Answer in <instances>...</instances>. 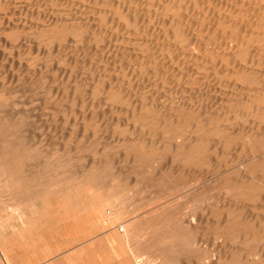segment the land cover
<instances>
[{"label": "bare ground", "instance_id": "1", "mask_svg": "<svg viewBox=\"0 0 264 264\" xmlns=\"http://www.w3.org/2000/svg\"><path fill=\"white\" fill-rule=\"evenodd\" d=\"M21 1H26V0H21ZM71 1H73V0H71ZM142 1L145 2L146 0H142ZM157 1H159V0H157ZM214 1H217V0H214ZM4 2H5V0H4ZM38 2H39V0H38ZM133 2H134V0H118L116 2V5L118 7H121V8H124L125 10H127V16L124 17L123 23L125 25L130 24V26L133 24L131 27L133 28L135 26L134 28L138 29L140 26L139 23L143 24L146 21V19H145V16H146L145 12L146 11H144V13H142V12L139 13L137 6H133ZM148 2L150 3L151 0H147L146 3H148ZM160 2L161 1H159V3ZM164 2H162L163 4L161 3L162 8L165 10H169V12L167 14H165L166 18L163 16L165 18V20L163 22H167L166 24L168 25V29L167 30L164 29L166 32H168L167 35H164V37L166 36L165 39H168V43L166 45H167V48L169 49V51H170V49H172L171 47L174 46L176 51L178 52V55L176 56L177 59H179V57H180L179 54H181V55L184 54L185 58H186V54H187L190 56V59L192 60L193 65H196V66L199 65L198 64L199 59H202V62H203V60L206 59L209 63H210V61H212V63L214 61V63L215 62L219 63V65H223V67L225 66V68L228 67V65L231 66L232 63L234 64V66L237 65L236 63H238V66L243 65L242 66L243 68H237V69H240V70H238V72L241 71L242 76H240L241 74H238L239 79H237L235 77L240 82H238V81H235V82H237V84L240 85V87H242L246 90H248V89L251 90V87H252L251 84L254 83L252 81L253 79L249 78V76L250 75L252 76L254 73L251 71V69H253L252 66L255 63V61H257V63H259V61L263 63V61H264L263 57H262L263 61L260 58H256V55H258V54L260 55L262 53V51L264 50V0H219V2H214L215 5L213 7H211L213 4L210 5L211 0H164ZM30 3H32V2L30 1ZM106 3H111V0H110V2L108 0ZM207 3H210V4L207 5ZM8 4H10L9 0H8ZM23 4H26V3H23ZM92 4H93V2H92ZM83 5H85V4H83ZM113 5H115V4H113ZM156 5H158V4H156ZM200 5H201V7H199ZM29 6H32V5H29ZM88 6H89V3H88ZM101 6L104 8L106 5L104 6L101 4L100 7ZM11 7H13V6H11ZM52 8L53 7H51V9ZM4 10H6V9H4ZM93 10H96V9H93ZM33 11H34V9H33ZM64 12L65 11H63V13ZM157 13H159V11H157ZM106 14L107 13L100 16L101 21H102V17L107 16V15L110 16V12H109V14H107V15ZM161 14L164 15V13H161ZM161 14H159V15H161ZM4 15H5V13H4ZM93 16H95V14ZM2 17L3 16H1V18ZM53 17H55V19H57V20L59 18L56 16H53ZM71 17H69V18H71ZM74 17L75 16H73V18ZM163 17H160V18H163ZM69 18H67V19H69ZM75 18H78V17H75ZM100 18H99V20H100ZM104 18L106 20V18H108V17H104ZM63 19L61 21L62 23L64 22ZM155 19H156V17H155ZM155 19L153 21V26H154V22H156ZM159 19L157 20L158 22H159ZM51 20H53V22H55L54 18H52ZM73 20L71 18V21H73ZM75 20L72 23V25L74 24L76 26L75 23H77V22H75ZM87 20H89V18ZM105 20L103 21L104 23H105ZM161 20H163V19H161ZM116 21H118V20H116ZM119 21H118V23H119ZM46 22H48V21H46ZM106 22H107V20H106ZM78 23L81 24L80 22H78ZM78 23H77V25H78ZM121 23L117 24L118 27H119V25H121ZM42 24H44V22ZM60 24L58 26H60ZM137 24H139L138 27H136ZM44 25L46 26V24H44ZM164 25H165V23H164ZM27 26L30 27V23ZM27 26H26V28H27ZM61 26L64 27L65 25L64 26L61 25ZM80 26L82 29L83 25H80ZM114 26L112 27V29L114 28ZM121 26H123V25H121ZM121 26L119 27V30H117V31H120ZM157 26H159V25L156 24L155 28H157ZM162 26H163V23H162ZM32 27L34 28V26H32ZM37 27H38V25H37ZM100 27H101V25H100ZM42 28H43V26H42ZM42 28L40 27L41 34H39L42 41L45 39V36H46V39H50V40L52 39L53 43H55L57 38L61 39V37L64 38L63 36L66 35L65 33L69 34L68 30L64 31V28L61 30H58L56 25H54V24H52V26L50 25V27H45L43 29ZM75 28L74 27L72 29L70 28L72 30L71 35L74 31L75 32L78 31V30H76L77 28L76 29ZM159 28H157V29L159 30ZM73 29H75V30L73 31ZM84 29H86V28H84ZM112 29H110L109 31L111 32ZM115 29H117V28H115ZM140 29H141V27H140ZM31 30H33V29L30 28V31ZM71 30H69V31H71ZM151 30L152 29H150L149 32ZM37 31H35V32H37ZM80 31L81 30L79 29L78 32H80ZM85 31L83 32V34H81L82 32H80L81 35H79L78 32H77L78 35L74 33L73 36H77V37L79 36L80 42H81V38H82L81 36L83 35V37H85L84 36ZM117 31L115 30L116 34L118 35ZM129 31H131V30H128L127 32H129ZM135 31H137V30L135 29ZM87 32H88V30H87ZM107 32L105 31V34ZM110 32H108V33H110ZM120 32H122V31H120ZM125 32H126V30H125ZM30 33H32V31ZM130 33L131 32L127 33V35L130 36ZM139 33H142V32H140V30H139ZM139 33L137 31V34H139ZM89 34H90V30H89ZM100 34H102V33H100ZM121 34H126V33H124V31H123ZM164 34H165V32H164ZM35 35H36V33H35ZM132 35H136V33H134V31H133ZM111 36H113V35H111ZM118 36L121 37L122 35H118ZM77 37H75L73 39L75 40ZM79 37H78V39H79ZM89 37H91V36H89ZM92 37H96V36H92ZM103 37H102V40L103 39L107 40V38L105 36H103ZM116 38L118 39L119 37H116ZM130 38H131V36H130ZM87 39L88 38H86V40ZM100 39L98 40V42L100 41ZM112 39H114V38H112ZM117 39H115V41ZM119 39L121 40V38H119ZM122 39H124L123 36H122ZM136 39H138V38H136ZM156 39H153V40H156ZM35 40H37V39H35ZM126 40L127 39H125V41ZM129 40H131V39H129ZM39 41H41V40H39ZM68 41L70 42V39H68ZM94 41H96V40H94ZM109 41H110V39H109ZM143 41H146V40H143ZM201 41H204V43H203L204 46L203 45L201 46V44H202ZM77 42H78L77 45L80 44V42L78 40H77ZM86 42H88V41H86ZM111 42H108V43L112 46L113 44H111ZM121 42L123 43L124 41H121ZM148 42H149V40H148ZM148 42H146V43H148ZM53 43H51V44L53 45ZM66 43L68 44V42H66ZM83 43H85V41ZM83 43L81 42L82 45H83ZM106 43H104V44H106ZM146 43L144 44L145 47H146ZM55 44H54V46H55ZM81 44H80V46H81ZM136 44L139 45L137 47H140V44H138V42ZM148 44H153V43L151 42ZM60 45H61V42H60ZM63 45L64 44L62 43L61 46L65 48L66 44H65V46H63ZM69 45H71V44H69ZM99 45H100V43H99ZM99 45H97V48ZM133 45L134 44L132 43V46ZM141 45H142V43H141ZM106 46L109 47V45H106ZM126 46H128V42H127ZM158 46H162V45L159 44ZM145 47H143V45L141 46V48H145ZM147 47L150 48V45H148ZM147 47H146V49L149 50V48H147ZM200 47H202L204 51L202 49H201L202 52L200 51V49L196 50L197 48H200ZM47 48L48 47H46V49ZM81 48H82V46H81ZM130 48L131 47L129 45V49ZM134 48H135V45H134ZM141 48H140V50L142 52ZM49 49H50V52L47 51L48 55H52L51 46L49 47ZM56 49L57 48H55V50ZM177 49H179L180 52ZM63 50L65 51V49H63ZM102 50H103V48H102ZM125 50H126V48H125ZM148 50L143 49L144 52H146ZM209 50H213L216 53L214 55L212 54L209 56L207 54V52ZM64 51H62V52H64ZM97 51H99V50H97ZM134 51H138V50H134ZM165 51H167V50H165ZM173 51H174V49H173ZM79 52H80V50H79ZM93 52H95V51H93ZM144 52L141 53L142 56L138 53L137 54L140 55L142 58H145L144 62H146L147 64H149L151 66V62L154 63L155 58L158 55L154 51L153 52L155 54L152 52L153 54H151V55L144 53ZM49 53H51V54H49ZM126 53H128V52H126ZM160 53L162 54L163 52H160ZM171 54H173V52H171ZM87 55H89V54H87ZM134 55H136V54H134ZM173 55H174V57H171V55H170L171 60L170 59L168 60V58H167V60L168 61H173L174 59L177 60L175 58V54H173ZM126 56H128V55H126ZM78 57H80V56H78ZM37 58H39V57H37ZM128 58H130V57H128ZM140 58H138V60ZM185 58H184V60H185ZM229 58H231L232 61L230 60V62H229V60H228ZM45 59H46V57H45ZM157 59H159V58L157 57ZM188 59L186 61H190ZM256 59H259V61ZM60 60H62V59H59V62H60ZM64 60L67 61L66 59H64ZM131 61H133V59ZM157 61L158 60H156V62ZM71 62H73V61H71ZM142 62H141V64L143 65L144 62L143 63ZM156 62L154 64H156ZM178 62H180V61H178ZM182 62H183V60L178 65H180V64L182 65L184 63V62L183 63ZM35 63H37V62H35ZM212 63L210 65H212ZM216 63H215V65H216ZM159 64H161V63H159ZM170 64H171V62H170ZM204 64H206L205 66H207L206 62ZM53 65H55V64H53ZM106 65L108 66V64H106ZM121 65H123V64H121ZM174 65H175V63H174ZM178 65H177V67H180ZM28 66H30V64H28ZM38 66L40 67L39 64H38ZM165 66H164V68H165ZM184 66L185 65H183V67ZM205 66H204V68H206ZM234 66H233V68H234ZM76 67H78V66H76ZM135 67L136 66H134V68ZM151 67L148 71L151 70ZM169 67H171V66L169 65ZM187 67L190 68L191 64H190V66L187 65ZM215 67H217V66H215ZM46 68L47 67H45L44 69H46ZM147 68L148 67L146 66V69H145L146 71H147ZM156 68H157L156 66L153 68V69H155L154 70L155 72H157V71L161 72L158 69L160 67L157 68L158 70H156ZM164 68L163 69L161 68V69L164 70ZM166 68H168V66ZM204 68L202 66V71H204L203 70ZM24 69H25V67H24ZM173 69H174V67H173ZM176 69L177 68H175L174 70H176ZM194 69H195V67H194ZM226 69H228V68H226ZM235 69H236V67H235ZM259 69H262V67L261 68L259 67ZM69 70H71V69H69ZM140 70H142V69H140ZM183 70H184V68H183ZM187 70H188V68H187ZM146 71H144L143 75L145 73L147 74L148 71L147 72ZM166 71L168 72L169 69L165 70V72ZM176 71H178V70H176ZM179 71L183 72L181 68L179 69ZM193 71L195 72V70H193V68H192V73H193ZM211 71H213V70H211ZM211 71H210V73H211ZM227 71L229 72V70H227ZM253 71H255V70H253ZM108 72L109 71H107V74H108ZM230 72H231V69H230ZM249 72H252V74H250L248 76L249 79H247V77H245V75H246V73H249ZM96 73H97V71H96ZM141 73L142 72L140 71V74ZM178 73L179 72H177V74ZM140 74H139V76H140ZM159 74L160 73H158V75ZM166 74H168V73H166ZM102 75H103V72H102ZM174 75L177 76L176 73L173 74V76ZM185 75H186V73H185ZM256 75H258L257 72H256ZM98 76H100V75H98ZM149 76H151V74ZM155 76H154V78H155ZM160 76H162V75H160ZM181 76H182V73H181ZM141 77H142V75H141ZM168 77H169V75H168ZM190 77H192V76H190ZM263 77H261V78H263ZM2 78L5 79V76L0 77V80ZM103 78H105V77L103 76ZM130 78H131V76H130ZM145 78H144V81H145ZM178 78H177V80H179ZM24 79L25 78H23V80ZM99 79H101V78H99ZM115 79L116 78H114V80ZM236 79H234V80H236ZM101 80H99V82ZM121 80L123 81L125 79H121ZM146 80H148V79H146ZM152 80L156 81L157 79H152ZM230 80H231V78H230ZM4 81H7V79L3 80V82ZM24 81H25L24 84H26V80H24ZM126 81H127V79H126ZM157 81H156V84H157ZM161 81H162V77H161ZM261 81L258 85L263 84V82H261ZM0 82L3 84L2 81H0ZM124 82H122V83H124ZM6 83L4 86H6ZM12 83H13V81H12ZM112 83L113 82L109 81L108 85L107 84L103 85L104 88L101 85V87L105 91L104 94H106V98L110 102H112L113 99L115 100V98H116V94H115L116 91L114 92L113 88L115 89V87H117V86L113 85ZM125 83H128L129 85H131V82L130 83L125 82ZM245 83H246V85H245ZM257 83H258V81H257ZM221 84H222V82H221ZM230 84H231V82H230ZM237 84H235V85L237 86ZM160 85H161V82H160ZM160 85H158V86H160ZM163 85H162V87H163ZM204 85H206V84H204ZM250 85H251V87H250ZM255 85L258 87L257 84H255ZM7 86H9V85H7ZM121 86H122V84H121ZM131 86L133 87V84ZM118 87H120V86H118ZM139 87H140V85H139ZM253 87H255V86H253ZM124 88H126V87H124ZM232 88H234V87H232ZM259 88H260V86H259ZM137 89L140 90V88H137ZM159 90L160 89H158V91ZM232 90L235 91V88ZM246 90H243V91L245 92ZM75 91H77V90H75ZM104 91H102V93ZM130 91H131V88H130ZM144 91H147V90H144ZM144 91H143V93H144ZM8 92H11V91H8ZM8 92L3 88V86H0V204H3L6 211H8V214L6 213L7 215L4 213L6 216L0 215V255L3 257V259H4L3 262H5V264H20L19 261L16 259V257H18V255H20L21 253H24V251H27L28 253H27L26 259L22 260L21 264H264V123H263V121H264V92L259 91V90H258V92L250 91L249 93L247 92V94L244 93L245 96H243L241 93V96L240 97L238 96L239 97L238 99H240V101L243 102L244 106H242L241 109L239 108L238 110L235 108L236 111L232 112L234 115L233 116L230 115L232 118L229 117V118L225 119L226 121H229V122L233 120L231 122V123H234L233 127L235 126V124H238V125H236V126H238V128H239V126L241 127V125L245 126V128L247 129L246 135L248 137V139H246V140H249V141H247L249 143H247L248 145L244 146L246 148L243 147L245 149V152H244L245 155L243 157L239 158L237 163L234 161L235 162L234 166L232 165V167H226L224 169H221L222 171H221L220 177L215 178L216 180L213 179V180H215L213 182V184H214L213 188L215 189V191H217V189H219V192H220L219 195H217L214 192V189H212V188H210L209 190L208 189L202 190V188H204V186H202V188H201L202 191L199 190V192H198L196 190L197 194H195V193L192 194V192L190 191L191 192L190 196L192 195L191 201L193 202V204L192 205L189 204L190 206H188L187 205L188 202L186 203V201H185L186 205H184L185 206L184 207L183 204L177 203L176 199L172 198V196H170V194H173L172 193L173 189L171 190V193L169 192V194H168L169 197L168 196H167V198L163 197V198H165L164 200L159 199V198H162V197H160L161 196L160 193H158L159 194V196H157L158 199L155 198L154 196H152L153 194H151V195L149 194L151 196V197L149 196V198H152V200H153V197H154V199L155 200L157 199V200H156V202L151 200L150 202L147 201V203H146V201H145L146 198L144 197L145 199H142V200L145 201L144 204L146 205V207H148V205H150V204H151V206L146 208L145 205H143V208H146V209L141 211V212L139 211V209H142L143 203L141 202L140 199H141V197L143 198V196H142V195H144L143 192L146 190L144 188L145 186L143 187V184L141 183L142 188H144V190H142L143 192L141 191L143 193V194L141 193L142 195L139 193L140 191L137 192L140 189L139 185H137V184H136L138 186L137 189L134 186V189L132 188V190L126 189L123 187H122L123 189L121 188L122 190H119V188L122 185L121 183H123V181L120 182V180L118 179L119 177L113 176L114 175L113 173L110 174V176H111L110 180L111 181L110 182L108 181V179H107V176L109 175V174H107L108 164L104 163V165H102V166L100 165L101 166V168L99 167L100 169H98V168L96 169L95 163L93 162L94 168L91 164V166H89V168H87V169L85 168L82 170H77L75 168V170L70 171L68 168V166H69V163H67L68 161L67 162L61 161L63 157L62 158H56L55 157V156L59 155V153L57 154V152H56L55 156L53 155L54 153H52V155H50V157H51L50 160L45 159L44 155L42 153V150L40 149V144L39 143L33 144L29 140V138L27 137L26 126H25L26 125L25 121L27 120L25 118L26 112H24L23 110H20V111L17 110L19 105H21L20 101H15V100L11 99V96L8 94ZM25 92H28V91H25ZM52 92L53 91H51V93ZM126 92H128V91H126ZM237 92L239 93V91H237ZM259 92H261L262 94H259ZM133 93H134V91H133ZM117 94H120V93H117ZM135 94H137V93L135 92ZM232 94H234V93H231V95ZM236 94L237 93H235V95ZM137 95H135V97ZM94 96H96V95H94ZM131 96H133V95L129 92V95L126 98L128 99V97H129L131 99ZM138 97H140V96H138ZM143 97H145V96H142V98ZM120 98L121 99L125 98V94H123V93L120 94ZM157 98H159V97H157ZM185 98H187V97H185ZM244 98H245V100H243ZM134 99H132V101ZM136 99H138V98H136ZM50 101H51V99H50ZM135 101L136 100H134V102ZM77 102L79 103V101H77ZM115 102H116V100L113 101V103H115ZM122 102H124V101H122ZM125 102H126V100H125ZM137 102L139 103V101H137ZM142 102H143V99H142ZM86 103H88V102H86ZM90 103H92V102L90 101ZM144 103H146V102H143V105L139 106L140 107V109L138 108L139 110L136 109V106L132 107L131 108V109H133V110H131L132 114L130 113L131 117H132L131 120H134L133 121L134 126L137 128L139 125L140 128H144L142 130H146V131H142V133H140V134L137 133L138 135H140L138 137V139H141L142 143L140 142L141 144H139L138 147H134V149L131 150L130 152L128 151V148L126 146H124V147H126L127 149L123 150L124 153L129 152L132 154L133 163L137 162L139 160L147 162L146 160L142 159L143 155H145V152L148 155V153H147L148 150L147 149L143 150V147L144 146H151L155 142L154 135L156 137V134L154 132H156V131L154 129H152L153 124H158V126H157L158 129H161V131L159 133H157L158 135L161 136V137L158 136L161 141L164 140L165 138H166V140H167V138L171 139V142H169L170 140L168 142L170 143L169 146L171 147V150H172V153H171L172 157H170L171 155L169 157L171 158L172 163L173 162L178 163V167L182 166L183 168L188 167L190 169L191 167H194L196 164H199V162L203 161L204 159H206V162H207L208 161L207 158L212 157L210 155L211 148H213L214 151L215 150L216 151L217 150L225 151V149H227V147L229 146V142L227 139H229V140L232 139V138H229V135H230V132L232 129L230 128L231 125L228 126L227 125L228 123H226V121H225V123H223L224 119L223 120H219V119L214 120L215 118H213V116L212 117L208 116V118H196L198 116L194 117L191 114L185 115L184 111L182 114V111H178V110L173 111L171 109H170V112L168 111L169 113L168 114L166 113V115L163 117L159 116L157 114H156L157 115L156 116L155 112L152 111L151 109H149L151 107L149 106V108H146L147 105L144 106L145 105ZM148 104H149V102H148ZM84 105H86V104H84ZM117 105H119V104H117ZM133 105H134V103H133ZM194 105H195V103H194ZM152 106H153V104H152ZM234 107H236V106H234ZM206 109H207V107H206ZM218 109H220V108H218ZM124 110H126V109H124ZM89 111L92 112L91 110H89ZM95 111L97 112V110H95ZM101 111H102V109H101ZM164 111L167 112V110H164ZM90 112H88V113L90 114ZM219 112H221V109ZM107 113H109V112H107ZM127 113H129V112H127ZM216 114H218V113H216ZM216 114L214 116H216ZM118 115H119V113H118ZM77 116H79V115H77ZM94 116H96V115H94ZM127 116H129V114ZM219 116H221V115H219ZM240 116H241L240 120H242V117H244L243 120H245V121H243V120L238 121V118ZM83 118L86 119L85 117H83ZM92 118H93V116H92ZM103 120H105V118ZM83 122H85V120H83ZM116 122H118V121H116ZM178 122H183L186 125L187 128L185 129V131L173 129L174 128L173 125L176 123L179 124ZM90 123L93 124L94 122L92 123L90 121ZM239 124H241V125H239ZM106 126H109V125H106ZM178 126H175V127L178 128ZM79 128H80V126H79ZM94 128L96 129L98 127L94 126ZM153 128H156V127H153ZM112 130H113V128H112ZM139 131L141 132V130H139ZM235 131L236 130L234 129L233 133ZM244 131H246V130H244ZM123 133L125 134V132H123ZM130 137H131V135H130ZM126 138L129 139V136ZM159 138H158L157 142L159 141ZM118 139H119V137H118ZM253 139H254V141H252ZM120 140H121V138H120ZM102 141H103V139H102ZM258 141L260 142V145H259ZM157 142H155V143H157ZM244 143H243V145H244ZM134 144H132L130 146L133 147ZM157 144H155V145H157ZM160 145L162 146V144H160ZM160 145L157 146L156 148H154L153 150L150 149L151 152L152 151L155 152L156 150L158 151L160 149ZM230 145L232 146V144H230ZM241 146H242V143H241ZM56 148H58V146ZM118 148L120 149L121 147H118ZM85 149H84V151H85ZM60 150H62V149H60ZM164 150H165V148H164ZM85 153H87V152H85ZM142 153H144V154H142ZM157 154L159 155L158 152H157ZM101 156H102V154H101ZM57 157H60V156H57ZM149 157H150V155H149ZM233 157H234V155H233ZM92 158H94V156H92ZM151 158H154V157H151ZM157 158L153 159V161H155V163L153 162L154 166H152L153 168L155 167L154 170L158 169L159 164L157 165V162H156V161H158ZM70 159H71V156H70ZM76 159L77 158H73V160L75 162H76ZM221 159L222 158H220V160ZM63 160H65V159L63 158ZM111 160H113V159H110L109 162ZM233 160H235V159H233ZM100 161H102V160H99V162ZM70 163H71V161H70ZM89 164L90 163H88V165ZM110 165L111 164H109V166ZM144 165H146V164H144ZM147 167L148 166H146V168ZM152 167H150V169ZM146 168L144 167V170ZM115 169L113 167V170H115ZM159 170H160V167H159ZM147 172H149V171H147ZM136 176L138 177V172H137ZM150 176H152V174ZM142 177H144V176H142ZM173 177H174V175H173ZM140 179L141 178L139 175L138 180H140ZM143 179H145V178H143ZM160 180H161V178H160ZM170 181H172V180H170ZM149 182H152V181H149ZM157 182H154V183L157 184ZM161 182H162V180H161ZM156 184H154V185H156ZM183 184H185V182L182 183V186H183ZM133 185L132 186L129 185V186L133 187ZM152 185H153V183H152ZM160 185H162V184L160 183ZM175 185H174V187H176ZM186 185H184V186H186ZM191 185L194 186V184H191ZM146 187H147V185H146ZM171 187H173V186H170V188ZM181 187H178V188H181ZM185 188H188V186H186ZM189 189H190V187H189ZM195 189L196 188H194L193 191ZM133 190H135L138 194H140L139 195V196H141L140 199H139V196L137 194H136V198H138V201L140 200L139 204L140 203H142V204H141V206H138V207L135 206L136 208L133 206L132 210L127 211V210H125V208L122 205L125 203V201H124L125 197L123 195H129L130 200H131V197H133V200L135 201L134 195L136 192ZM184 190H186V189H184ZM131 191H133V192H131ZM133 193H134V195H133ZM150 193H152V192L150 191ZM174 193H177V192H175V190H174ZM186 195H187V193H186ZM187 196H189V194ZM121 197H123V200L121 199ZM183 198L185 199L186 196ZM178 199H181V198L178 197ZM187 199H185V200H187ZM147 200H149V199H147ZM122 201L124 203H122ZM131 202H133V201H131ZM152 203H153V205H152ZM134 204L135 203L133 202V205ZM176 204L177 205L180 204L181 206H183V208L182 207L180 208V206L179 205L177 206ZM258 205H259V207L262 208L263 211H261V212L255 211L256 208H258ZM184 208H186V209H184ZM199 209L201 210L200 212H199ZM50 217L51 218L53 217V219L56 222H58L57 226L55 225L56 224L55 223L52 225V228L47 227L50 230L49 233L51 234V237H55V236H57V234L62 233L65 235L68 234L69 238L66 240V242L68 244L80 241L78 245L73 244L74 246H69L67 248L68 249L67 251L68 252L71 251V252L64 255L63 259L57 258L59 255V254L57 255V253H58L57 251H58V249H60V246H58L57 248H53L50 244H47L48 246H46V252L44 251L45 252L44 254H38V255L37 254L36 255L30 254V251L35 252L36 249H38L40 247V243L42 241V240H40V238L45 235V232L47 229L46 228V221L48 220V222H49ZM9 219H11L12 221H9ZM67 220H69L70 222L69 221L67 222ZM209 227H211V234L206 235L204 229L209 228ZM91 234H94V235L96 234L95 237H98L97 240H94V238L87 239V237ZM206 236H208V238ZM47 237H46V239H47ZM64 241H61V242H64ZM46 243H47V241H46ZM42 247H40V248H42ZM61 255H63V254H61ZM1 256H0V258H1Z\"/></svg>", "mask_w": 264, "mask_h": 264}, {"label": "rangeland", "instance_id": "2", "mask_svg": "<svg viewBox=\"0 0 264 264\" xmlns=\"http://www.w3.org/2000/svg\"><path fill=\"white\" fill-rule=\"evenodd\" d=\"M30 1L33 4L30 3ZM107 1L108 0H100V1L99 0H73V1H71V0H39V2H38V0H33V1L32 0H26V1L9 0V3L10 4H8V0H5V2H4V0H0V12H1L0 13V19H1L0 20V39H1L0 40V77H2V76L4 77L5 76V79H7V81H4L3 82V80H5V79L2 78L3 80L1 79L0 81H2L3 84L0 82V86H3V88L7 92L8 91H11V92H8V94L11 96V99H13L15 101H20V104L21 105H19V107L17 108V110L18 111L23 110L24 112H26L25 118L27 120L25 121V123H26L25 126H26L27 137L29 138V140L33 144H36V143H39L40 144V149L42 150V153H43L45 159H49L50 160L51 159L50 155H52V153H54L53 155L55 156V154L57 152V154L59 153V155H57V156H60V157H57V156H55V157L56 158H62L63 157L65 160H63V158H62L61 161H64V162H67L68 161L67 163H69L68 168H69L70 171L71 170L72 171L75 170V168L77 170H82V169H85V168L87 169V168H89V166H91V164H92V166L94 168V165H93L94 163H95V168L96 169L97 168L100 169L101 166L104 165V163L105 164H108V167H107V174H109L107 176L108 181L109 182L111 181L110 180L111 179V176H110L111 173L114 174L113 176L119 177L118 179L120 180V182L123 181V183H121L122 185L119 188V190H122L123 188L131 189L132 190V188L134 189V186L137 189V187H138L137 185H139V188L141 189L142 188V184H143V187L145 186L144 188L146 189L144 192L142 191V190H144V188H142L141 190L139 189L138 191L135 189L137 192L140 191L139 192L140 194L142 192L144 193V195H142L143 193L141 194L143 196V198L141 196H139L140 194H138L135 190H133V191L136 192L135 195L133 193L135 201L133 200V197H131V200H130V198H129L130 196L129 195H123L125 197L124 198L125 203L122 201V203H124L122 205L125 208V210L130 211V210L133 209V206L134 207L135 206L138 207V206H141V204L143 203L142 204V209H139V211L141 212V211L145 210L146 208H148L149 206H151V204H150V205H148V207H146V205L144 204L145 201L147 203V201L150 202L152 200V198H149V196L151 194H153L152 196H154L155 198L158 199L157 196H159L158 193H160L161 194L160 197H162V198H159V199L160 200H164L165 198H163V197H166V198H167V196L169 197L168 194H169V192L171 193V190L172 189H173L172 190V193L173 194H170V196H172V198H175L176 201H177V203L183 204V206H184V205H186L185 204V201H186V203L188 202L187 205L190 206L189 204H191V205L193 204V202L191 201L192 195L190 196L191 192H192V194L193 193L197 194L196 192L197 191L199 192V190L200 191L207 190V189L209 190L210 188L214 189L213 188L214 187L213 182L216 180L215 178H217V177L219 178L220 177L221 171H222L221 169H224L226 167H232V165L234 166L235 162L237 163L238 159L241 158V157H243L245 155L244 154V152H245V149L244 148H246V147H244V146L248 145L247 143H249V142H247L249 140H246V139H248V137L246 135L247 129L245 128V126H243L241 124H239V125H241V127L239 126L240 129L238 128V126H236L238 124H235V126L233 127V124L234 123H231L233 120L229 122V121H226L225 119L231 117L230 115L233 116L234 114L232 112L236 111V109L237 110L239 108L241 109V107L244 106L243 102L240 101V99H238L241 96V93H242L243 96H245V94H247V92L249 93L250 91L258 92V90H259V91L264 92V79H263L264 78L263 77L264 76V69H263L264 68L263 67L264 66V61H263L264 60V53H263L264 50L262 51V53L260 55L259 54L256 55V58H260L261 60H262V57H263V60H262L263 63L260 62L259 59H256V60L259 61V63H257V61H255V63L253 64V66H252L253 69H251V71L254 72L253 75L252 76L250 75V74H252V72L246 73V75H245V77H247V79H249V78L250 79H253L252 81L254 83H252L251 85H252V87L255 86V87L252 88L251 85H250L251 90H249V89L246 90V89L240 87V85H238L237 82H235V81H238L237 79H239L238 78L239 77L238 74H241L240 76H242L241 71L238 72V70H240V69H237V68H243L242 67L243 65H239L238 66V63H236L237 65L234 66V64L231 62L232 63V64L230 63L231 66L228 65V67H226L228 69H226L225 66L223 67V65H219V63H216L215 62L216 63V65H215L214 61H213V63H214L213 64L212 61H210V63H209L205 59L206 61L203 60V62H202V59H199L198 60V62H199L198 64L199 65L196 66V65H193V62L190 59V56L187 55V54H186V58H185V55L184 54H183L184 56L181 55V54H179L180 57L179 56L178 57H179V59L180 58L181 59L180 60L177 59L176 56L178 55V52L176 51V49H175L174 46L171 47L172 49H170V51H169V49L167 48V45H166L168 43V39H165L166 36L164 37V35H167V33H168V32L165 31V30L168 29V25L166 24L167 22H163L165 20V18H166L165 17V14H167L169 12V10H165V9L162 8L161 3L164 2V0H159V1H161L160 3L157 0H151L150 3L149 2L146 3L147 0L145 2H143L142 0H134L133 6H137V9H138V12L139 13L140 12L144 13V11H146L145 12V14H146V16H145L146 21L143 24L142 23H139L140 26H139V24H137L136 27L139 26L138 29L137 28H134L135 26L132 28L131 26L133 24L130 26V24L125 25L123 23L124 22V17L127 16V10H125L124 8L118 7L116 5V2L118 0H111V3L112 4L111 3H106ZM92 2H93V4H92ZM109 2H110V0H109ZM214 2H219V0H217V1L211 0V4L210 3H207V5H209V4L212 5L213 4L211 6V7H213L215 5ZM23 3H26V4H23ZM82 3L85 4V5H83ZM88 3H89V6H88ZM101 4L104 5V6L105 5L106 6L108 5V6L107 7L105 6L103 8L102 6L100 7ZM113 4H115V5H113ZM156 4H158V5H156ZM29 5H32V6H29ZM11 6H13V7H11ZM51 7H53V8L51 9ZM199 7H201V5ZM4 9H6V10H4ZM33 9H34V11H33ZM93 9H96V10H93ZM63 11H65L64 12L65 14L63 13ZM157 11H159V13H157ZM109 12H110V16L107 15V14H109ZM4 13H5V15H4ZM105 13H107L106 14L107 16H104V17H108V18H106L107 22H106V20H105L104 17H102V21H101V18H100V16L104 15ZM161 13H164V15L161 14ZM94 14H95V16H93ZM159 14H161V15H159ZM72 15L75 16V17H78L79 19L78 18H75V17L73 18ZM1 16H3V17L1 18ZM53 16L59 17L58 20L55 19V17H53ZM69 17H71L72 20L73 19L74 20L76 19L75 22H77V23L80 22L81 24L78 23V25H77V23H75L76 26L74 24H73L74 25L73 26L72 23L74 22V20L71 21V18H69ZM98 17L100 18V20H99ZM155 17H156V19H155ZM158 17L159 18L160 17H163V18H160L159 19ZM52 18H54V21L56 23L53 22V20H51ZM61 18L64 21L63 23L61 22L62 21ZM67 18H69V19H67ZM88 18H89V20H87ZM157 18L159 19V22L157 21L158 20ZM154 19H155V21L157 23L154 22V26H153ZM161 19H163V20H161ZM104 20H105V23L103 22ZM116 20H118V21L120 20L119 23ZM46 21H48V22H46ZM43 22H44V24H46V26L44 24H42ZM29 23H30V27L27 26V25H29ZM51 23L54 24V25H56V27H57L58 30H61V29L64 28V31L68 30V33H69V34L65 33L66 35L63 36L64 38L61 37L62 40L59 39V38H57L56 42L54 41L56 44L53 43V40L52 39L51 40L50 39H46V36H45V39L46 40L44 39L42 41L41 37L39 36V34H41L40 27L41 28H42V26H43V28L50 27V25L52 26ZM120 23L124 27L126 26L125 27L126 29H125L123 26L119 25V27L121 26L120 31H122V32L124 31V33H126V34H121L122 32L117 31V30H119V27H118L117 24H120ZM162 23H163V26L164 27L162 26ZM164 23H165V25H164ZM59 24H60V26H58ZM156 24L159 25V26H157V28L160 27L159 30L157 28H155L156 27ZM31 25L34 26V28ZM37 25H38V27H37ZM61 25H63V26L64 25L65 26L67 25L68 27L67 26L66 27L65 26L62 27ZM80 25H83V27L85 26L84 28H86L88 30V32L83 27L81 29V26ZM100 25H101V27H100ZM26 26H27L28 29L26 28ZM113 26H114V28L112 29ZM73 27L74 28L76 27L77 29L76 28L75 29L78 30V31L80 29L81 30L80 32H82L81 34H83V32L86 30L85 33H84V36L85 37H83V35L81 36L83 38V39L81 38V42L83 43L85 41V43H83V45L80 42V37L79 36H78L79 39H78L77 36H73L74 33L77 34V35L79 33V35H81L80 32L77 31L78 32L77 33V32L74 31L75 29H73L74 32L71 35V32H72L71 29ZM140 27H141L142 30L140 29ZM30 28L34 30V31L31 30L32 33H30L31 32L30 31ZM115 28H117V29H115ZM110 29H112L111 32L109 31ZM127 29L128 30H131V31H129V32H131L130 33L131 38H130V36L127 35V33H129V32H127L128 31ZM135 29L138 31V33H139V30L142 33L137 34V31H135ZM150 29H152V30L149 32ZM69 30H71V31H69ZM89 30H90V34L91 35L89 34ZM115 30L117 31L118 35H122L124 37V39H122V36L121 37L118 36L116 34ZM125 30H126V32H125ZM35 31H37V32H35ZM105 31L106 32L108 31L110 33L107 32L108 34L107 33L105 34ZM133 31H134V33H136V35H132ZM163 31L165 32V34H164ZM35 33H36V35H35ZM100 33H102V34H100ZM111 35H113V36H111ZM89 36H91V37H89ZM92 36H96V37H92ZM103 36H105L107 38V40L106 39H103L102 40V37ZM75 37H77V38L74 40L73 38H75ZM97 37L99 39L101 38L100 41L102 40L101 41L102 43L100 41L98 42L99 39ZM116 37L121 38V40L119 38H118L119 39L118 40ZM86 38H88V39L86 40ZM112 38H114V39H112ZM128 38L131 39V40H129ZM136 38H138V39H136ZM35 39H37V40H35ZM38 39L41 40V41H39ZM68 39H70V42L68 41ZM93 39L96 40L97 42L94 41ZM109 39H110V41H109ZM115 39H117V40L115 41ZM125 39H127V40L125 41ZM153 39H156V40H153ZM77 40L80 42L82 48H81L80 44L77 45V43H78ZM143 40H146V41H143ZM148 40H149V42H148ZM65 41L68 42V44ZM86 41H88V42H86ZM121 41H124V42L122 43ZM136 41L138 42V44H140V47H137L139 45L136 44L137 43ZM60 42H61V45H62V43L64 44L63 46H65V44H66L65 48L60 45ZM106 42L107 43L108 42H111V44H113L112 45L113 47L109 43L107 44ZM127 42H128V46H126L127 45ZM144 42L145 43L146 42H148V43H151L152 42L153 43V44L146 43V47L148 45H150V48L147 47V48H149L150 51L148 49H146V47L144 46V44H145ZM51 43H53V45ZM99 43H100V45L102 47L99 45ZM104 43H106V44H104ZM132 43L135 45V48L136 49L134 48V45L132 46ZM141 43H142L143 47H145V48H141V46H142ZM201 43H202L201 46L202 45L204 46V44H203L204 41H201ZM54 44H55V46H54ZM69 44H71V45H69ZM159 44L162 45V46H158ZM97 45H99L98 46L99 49L97 48ZM106 45H109V47L106 46ZM129 45L131 47L130 49H129ZM50 46H51V53H52V55H48V52H50V49H49ZM46 47H48L47 48L48 50L46 49ZM54 47L57 48V49L55 50ZM102 48H103V50H102ZM125 48H126V50H125ZM140 48L142 49V52H141ZM63 49H65V51ZM143 49L144 50H148V51L144 52ZM173 49H174V51H173ZM198 49H200L201 52L203 50L202 47L197 48L196 50H198ZM79 50H80V52H79ZM97 50H99V51H97ZM134 50H138V51H134ZM165 50H167V51H165ZM177 50L179 51V49H177ZM62 51H64V52H62ZM93 51H95V52H93ZM153 51L158 55V56L157 55L156 56L159 59H157V57H156L155 58V62H156V60H158V61L156 62V64H154L155 62L154 63L151 62V66H152L151 67L149 64H147L146 62H144L145 61V58H142L141 57L142 56L141 53L144 52V53H147V54H150L151 55V54L154 53ZM126 52H128V53H126ZM160 52H163V53L161 54ZM171 52H173V54H175V58L177 60L174 59L173 61H168L169 59L171 60V57H174V55L171 54ZM51 53H49V54H51ZM86 53L89 54V55H87ZM137 53L140 54L141 56L138 55ZM215 53L216 52L213 51V50H209L207 52V54L209 56L212 55V54L214 55ZM125 54L128 55V56H126ZM134 54H136V55H134ZM170 55H171V57H170ZM78 56H80V57H78ZM37 57H39V58H37ZM45 57H46V59H45ZM128 57H130V58H128ZM138 58H140V59L138 60ZM167 58H168V60H167ZM184 58H185V60H184ZM59 59H62V60H60V62H59ZM64 59H66L67 61H65ZM132 59H133V61H131ZM187 59L190 60V61H186ZM182 60H183L184 63L182 62L183 63L182 65L181 64L178 65L179 63H181ZM228 60L230 62L231 58H229ZM71 61H73V62H71ZM178 61H180V62H178ZM204 61L207 63V66H205L206 64H204L205 63ZM35 62H37V63H35ZM141 62L143 63V65L141 64ZM170 62H171V64L172 63L173 64L171 65ZM185 62L186 63L188 62L189 64L188 63L186 64ZM159 63H161V64H159ZM174 63H175V65H174ZM211 63H212V65H210ZM28 64H30V66H28ZM38 64L40 65V67L38 66ZM53 64H55V65H53ZM106 64H108V66ZM121 64H123V65H121ZM176 64L178 66H180V67H177ZM190 64H191V67L190 68L187 67V65L190 66ZM145 65L148 67L147 68V71L150 69V67H151V70L147 72L145 70L146 69V66ZM169 65L171 67L174 65L173 66L174 69L177 68L176 70H178V71L174 70L173 67L172 68L169 67ZM183 65H185V66L183 67ZM232 65L234 66V68H233ZM76 66H78V67H76ZM134 66H136L137 68L135 67L136 68L135 69ZM155 66L157 68L160 67L158 69L161 72H159V71L155 72L154 71L155 69H153ZM164 66H165V68H164ZM167 66H168V68H166ZM202 66H203V68H204V66L206 67V68L203 69L205 72L202 71ZM215 66H217V67H215ZM24 67H25V69H24ZM45 67H47V68L44 69ZM194 67H195V69H194ZM235 67H236V69H235ZM259 67L260 68L262 67V69H259ZM157 68H156V70H158ZM161 68L162 69L164 68V70H162ZM180 68L182 69L183 72L179 71ZM183 68H184V70H183ZM187 68H188V70H187ZM192 68H193V70H195V72L193 71V73H192ZM229 68L231 69V72H230V69ZM69 69H71V70H69ZM138 69L139 70L142 69V70H140L142 72L141 74H140V71ZM168 69H169V71L168 72L167 71L165 72V70H168ZM210 69L213 70V71H211ZM227 70H229L230 73ZM253 70H255V71H253ZM96 71H97V73H96ZM107 71H109L108 74H107ZM144 71H146L147 74L145 73L143 75ZM210 71H211V73H210ZM102 72H103V75H102ZM171 72L173 74L176 73L177 76H175V75L173 76V74ZM177 72H179V73L177 74ZM256 72H257L258 75H256ZM149 73L151 74V76H149L150 75ZM158 73H160V74L158 75ZM166 73H168V74H166ZM181 73H182V76H181ZM185 73H186V75H185ZM139 74H140V76H139ZM154 74L155 75L157 74V75L155 76ZM98 75H100V76H98ZM141 75H142V77H141ZM160 75H162V76H160ZM168 75H169V77H168ZM103 76L105 78H103ZM130 76H131V78H130ZM154 76H155V78H154ZM190 76H192V77H190ZM248 76H249V78H248ZM161 77H162V81H161ZM261 77H263V78H261ZM23 78H25L24 80H26V84H24L25 81L23 80ZM99 78H101L102 80L99 79ZM114 78H116V79L114 80ZM144 78H145V81L146 82L144 81ZM177 78L179 80H177ZM230 78H231V80H230ZM121 79H125V80L122 81ZM126 79H127V81H126ZM146 79H148V80H146ZM152 79H157L158 80V81L156 80L157 81V84H156V81L155 80H152ZM234 79H236V80H234ZM99 80H101V81L99 82ZM12 81H13V83H12ZM109 81L113 82L112 84L113 85H116L117 87L120 86L118 88L115 87V89L113 88L114 92L116 91L117 93H120V94L123 93V94H125V98L129 95V92H130L133 95V96H131V99L128 97V99L127 98L126 99L125 98H122L123 99L122 100L120 98V94H117L115 92V94H116V98H115L116 102L113 103V101H115L114 99H113L112 102L108 101V99L106 98V94H104L105 91L103 90V88H104L103 85H106V84L108 85ZM124 81L125 82H129V83L131 82V85L133 84V87L131 85H129L128 83H125ZM257 81H258V83H257ZM260 81L263 82V84L258 85L260 83ZM122 82H124V83H122ZM160 82H161V85H160ZM221 82H222V84H221ZM230 82H231V84H230ZM238 82H240V81H238ZM5 83H6V86H4ZM121 84H122V86H121ZM204 84H206V85H204ZM235 84H237V86ZM255 84H257L258 87ZM7 85H9V86H7ZM101 85H102L103 88L101 87ZM139 85H140V87H139ZM158 85H160V86H158ZM162 85H163V87H162ZM245 85H246V83H245ZM259 86H260V88H259ZM124 87H126V88H124ZM232 87L235 88V91L236 92L234 90H232V89H234ZM130 88H131V91L132 92L130 91ZM137 88H140V90L137 89ZM143 89L144 90H147V91H144ZM158 89H160V90L158 91ZM75 90H77V91H75ZM121 90L122 91L124 90V91L122 92ZM243 90H246V91L244 92ZM25 91H28V92H25ZM51 91H53V92L51 93ZM102 91H104V92L102 93ZM126 91H128V92H126ZM133 91H134V93H133ZM143 91H144V93H143ZM237 91H239V93ZM135 92L138 95L135 94ZM231 93H234V94L231 95ZM235 93H237V94L235 95ZM259 94H262V93L259 92ZM94 95H96V96H94ZM135 95H137V96L135 97ZM138 96H140V97H138ZM142 96H145V97L142 98ZM157 97H159V98H157ZM185 97H187V98H185ZM136 98H138V99H136ZM50 99H51V101H50ZM132 99H134L136 101L134 102V100L132 101ZM142 99H143V102H146V103H144L145 104L144 106L147 105L146 108H149V106H150L151 108H149V109H151L152 111H154L155 112V115L157 114V115L163 117V116L166 115V113L168 114L170 112V109H171L173 111H175V110L182 111V114H183V111H184V114L185 115L191 114L194 117L198 116L196 118H208V116L209 117H212L213 116V118H215L214 120H218V119L219 120H223L224 119L223 120V123H225V121H226V123H228L227 125L228 126L231 125L230 128L233 131H234V129L236 131L233 133V131L230 129L233 134L230 132L229 138H232V139H230V140L227 139L228 142H229V146L227 147V149H225V151H219V150H217V151L215 150L214 151V149L211 148L210 152L212 154L210 153V155L213 157V158L212 157L211 158L209 157L211 160L209 158H207L208 161L206 162V159H204L203 161H200L199 164H196L194 167H191L189 169L188 167H184V168L182 166H179L178 167V163L177 162H173V163L171 162V158L170 157H172V154H171L172 153V150H171V147L169 146L170 145L169 142H171V139L167 138V140H166V138H165L164 139L165 141L164 140L161 141L160 138L158 137L160 135L157 134V133H159L161 131V129H158V127H157L158 124H153L152 125V129H154L156 131V132H154L156 134V137L154 135V140H155V142H157V140L159 138V141H158L159 143L157 142L158 143L157 144V143L154 142V144L151 145V146H144L145 148L142 146L143 147V150H146V149L148 150V152H147L148 155L145 152V155H143V157H142V159L143 160H146L147 162L142 161V160H139V161L133 163V161H132V154L129 153V152L131 150H133L134 147H138V145L142 143L141 142L142 140L141 139H138V137L140 136L138 134H140V133H142V131H146V130H142L144 128H140L139 125H138L137 128L134 126V124H133L134 123L133 122L134 120H131L132 119V117H131V114H132L131 110H133L131 108L136 106V109L139 110L140 109L139 106L143 105ZM125 100H126L127 103L125 102ZM243 100H245V98ZM77 101H79V103ZM90 101L92 103H90ZM122 101H124V102H122ZM137 101H139V103ZM86 102H88V103H86ZM148 102H149V104H148ZM133 103H134V105H133ZM151 103L153 104V106H152ZM194 103H195V105H194ZM84 104H86V105H84ZM117 104H119V105H117ZM234 106H236V107H234ZM206 107H207V109H206ZM218 108L221 109V112H219L220 109H218ZM101 109H102V111H101ZM124 109H126L127 111L124 110ZM89 110H91L92 112H90ZM95 110H97V112ZM164 110H167V112L164 111ZM88 112H90V114ZM107 112H109V113H107ZM127 112H129V113H127ZM118 113H119V115H118ZM216 113H218V114H216ZM128 114H129V116H127ZM215 114H216V116H214ZM77 115H79V116H77ZM94 115H96V116H94ZM219 115H221V116H219ZM92 116H93V118H92ZM83 117H85L86 119H84ZM104 118H105V120H103ZM240 119H241V116L238 118V121ZM243 119H244V117H242V120ZM83 120H85V122H83ZM242 120H240V121H242ZM90 121L92 123L93 122L94 123L91 124ZM116 121H118V122H116ZM243 121H245V120H243ZM178 123L179 124H177V123L174 124L173 125L174 128L173 127L172 128L175 129V130L178 129V130H181V131H185V129L187 128L186 125L183 122H178ZM263 123H264V121H263ZM106 125H109V126H106ZM79 126H80V128H79ZM94 126L95 127L97 126L98 128L95 129ZM175 126H178V128H176ZM153 127H156V128H153ZM112 128H113V130H112ZM139 130H141V132ZM244 130H246V131H244ZM123 132H125V134ZM135 133L136 134L138 133V134L136 135ZM130 135H131V137H130ZM128 136H129V139L126 138ZM118 137H119V139H118ZM120 138H121V140H120ZM102 139H103V141H102ZM252 141H254V139ZM241 143H242V146H241ZM243 143H244V145H243ZM132 144H134L135 146L134 145H133V147L130 146ZM155 144H157V145H155ZM160 144H162V146ZM230 144H232V146ZM159 145H160V149L158 151L156 150L155 152L154 151L151 152L150 149L153 150L154 148H156ZM259 145H260V142H259ZM57 146H58L59 149L56 148ZM124 146H126L128 148V151L129 152H126V153L123 152V150H126L127 149ZM118 147H121V148L119 149ZM164 148H165V150H164ZM60 149H62V150H60ZM84 149H85V151H84ZM85 152H87V153H85ZM157 152L159 153V155L157 154ZM101 154H102V156H101ZM142 154H144V153H142ZM149 155H150V157H149ZM233 155H234V157H233ZM70 156H71V159H70ZM92 156H94V158H92ZM72 157L73 158H77L76 159V162L74 161L75 159L73 160ZM151 157H154V158H157L158 157L157 158L158 161H156L157 162V165L159 164L158 165V169H155L154 170L155 167L154 168L152 167V166H154L153 165V162L155 163V161H153L154 158H151ZM220 158H222V159L220 160ZM110 159H113V160H111L109 162ZM233 159H235V160H233ZM99 160H102V161L99 162ZM70 161H71V163H70ZM88 163H90V164L88 165ZM109 164H111V165L109 166ZM144 164H146V165H144ZM146 166H148V167L146 168ZM113 167H114V169L115 168L116 169L113 170ZM144 167L147 170L146 169L144 170ZM150 167H152V168L150 169ZM159 167H160V170H159ZM147 171H149L150 173L147 172ZM137 172H138V177L136 176ZM149 174L150 175L152 174V176H150ZM139 175H140V178H141L140 180H138ZM173 175H174V177H173ZM142 176H144V177H142ZM143 178H145V179H143ZM160 178H161V180H162L163 183L161 182ZM213 179H215V180H213ZM170 180H172V181H170ZM149 181H152V182H149ZM154 182H157V184L154 183ZM184 182H185V184H183V186L187 184L186 186H188V188H185L186 186H184V187L182 186V183H184ZM152 183H153V185L154 184H156V185L153 186ZM160 183L162 185H160ZM174 183L175 184L177 183V184L175 185ZM191 184H194V186L191 185ZM129 185H131V186L133 185V187H131ZM146 185H147L148 188L146 187ZM174 185L176 187H174ZM180 185L184 189H186V190H184ZM170 186H173L174 188L173 187L170 188ZM202 186H204V188H202ZM178 187H181V188H178ZM189 187H190V189H189ZM193 187L196 188L194 191H193V189H194ZM201 188H202V190H201ZM174 190L177 193H174ZM133 191H131V192H133ZM150 191L152 193H150ZM214 192L217 195L220 194L219 189H217V191H215V189H214ZM186 193H187V195L189 194L190 197L187 196ZM136 194L139 196V199L141 197L140 200H141L142 203L139 204V201L140 200L138 201V198H136ZM185 196H186L185 199L188 198L187 200H185L183 198ZM144 197L146 198L145 201L142 200V199H145ZM154 197H153V200L152 201H155L156 202L157 199L155 200ZM178 197L181 198L182 200L181 199H178ZM121 199L123 200V197H121ZM147 199H149V200H147ZM131 201H133L135 204L133 205V202H131ZM180 204H178L180 206V208L181 207L183 208V206H181ZM143 205H145L146 208H143ZM152 205H153V203H152ZM184 209H186V208H184ZM200 211L201 210L199 209V212ZM255 211L256 212H261L263 210L258 205V208H256ZM4 213L5 214L6 213L8 214V211H6V209H5V207H4L3 204H0V215L1 216H6L7 214L5 215ZM9 221H12V220L9 219ZM68 221L69 220H67V222ZM57 223L58 222H56L53 219V217L52 218L50 217L49 218V222H48V220L46 221V228L47 227L52 228V225L53 224H55L57 226ZM49 228L46 229L45 235L40 238V240H42L41 243H40V247H42V246L43 247L42 248L39 247L38 249H36L35 252L30 251V254H32V255L44 254L46 252V246H48L47 244H50L53 248H57L58 246H60V249H58V251H57L58 252L57 255L59 254L57 258L63 259V256L64 255H66L67 253L71 252V251L68 252L67 251L68 250L67 248L69 246H74L73 244L78 245L80 241H77L75 243L68 244L66 242V240L69 238L68 234L65 235V234H62V233L57 234V236H55V237H51V234L49 233V231H50ZM204 231H205V234L206 235L211 234V227L205 228ZM95 236H96V234L95 235L94 234H91V235H89L87 237V239L94 238V240H97L98 237H95ZM46 237H47V239H46ZM206 237L208 238V236H206ZM46 241H47V243H46ZM61 241H64V242H61ZM27 253H28L27 251H24V253H21L20 255H18V257H16V259L19 261L20 264H21L22 260H25L26 259ZM61 254H63V255H61ZM3 261H4V259L1 256V258H0V264H5V262H3Z\"/></svg>", "mask_w": 264, "mask_h": 264}]
</instances>
